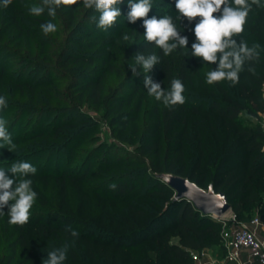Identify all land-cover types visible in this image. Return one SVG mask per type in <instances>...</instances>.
I'll list each match as a JSON object with an SVG mask.
<instances>
[{
	"label": "trees",
	"instance_id": "1",
	"mask_svg": "<svg viewBox=\"0 0 264 264\" xmlns=\"http://www.w3.org/2000/svg\"><path fill=\"white\" fill-rule=\"evenodd\" d=\"M30 1L12 0L5 8L0 0V51L8 50V55H15L20 63L29 61L37 68V74H42L35 80L20 77L14 83L19 97L8 99L4 109L10 112L7 128L13 143L19 141L18 127L29 114L32 116L26 121H31L32 128L26 138H46L49 134L53 139L40 149L41 153H59L63 147L93 141V137L85 140L96 127L91 117L86 119L79 113L78 119L62 120L77 101L88 102L101 111L118 128L117 137L123 138L128 124L136 117L125 105L134 97L137 113L143 101L141 95H136L147 90L142 70L138 67L141 74L134 76L129 67L135 63L134 55L138 52H155L161 57V63L149 75L162 88L169 89L174 78L182 79L185 103L171 109L156 103L147 135L143 134L144 142L115 162L107 146L99 144L81 156L84 157L73 172L30 175L39 205L30 210L27 224L14 225L17 236L6 264H42L48 251L73 239L65 231L69 227L79 232V238L70 247L65 264H194L193 251L222 243L221 218L202 212L188 199L176 198L174 188L159 178L163 173L187 177L205 189L212 184L216 191L226 194L236 220L246 219L256 210L264 219V126L260 115L264 109V0H260V7L253 5L244 32L234 37L238 42L244 40L249 47L259 45L260 57L251 64L254 72L245 66L235 86L229 81L208 85L206 74L218 64L209 65L191 55V45L196 39L192 29L199 17L191 23L183 18L180 24L175 9L164 11L180 28V35L187 36L188 48H177L164 56L161 49L141 37L140 30L137 40L126 47L124 63L115 62L118 59L115 50L104 59L105 67L98 72L85 70L77 74L75 68L83 64L91 66L96 60L75 46L86 43L76 38L83 29L87 34L100 29L90 19L98 12L85 8L79 0L75 5H62L55 17H50L47 11L34 16L25 5H38L41 0ZM166 1L175 7V1ZM122 10L117 18L121 22L125 20ZM49 21L57 26L53 42L44 40L40 28L41 23ZM35 52L41 59L33 55ZM8 65L2 62L1 75L10 74ZM64 69L71 81L66 92L78 90L77 96L65 92L53 104L52 94L42 102L48 104L52 100L48 105L39 104V91L44 88L50 95L48 84L53 83V73L61 74ZM112 73L119 79L116 84L107 85V76ZM86 89L89 91L82 101ZM47 114L55 116L49 132L44 128L49 127L44 120ZM103 151L105 158L101 159L99 153ZM106 158L107 171L122 167L123 174L91 170L94 159L102 163ZM81 163L83 170L78 168ZM134 166L141 167L142 172L132 170ZM112 183L117 185L116 189L109 187ZM3 211L7 213L8 208ZM5 218L9 220L7 214Z\"/></svg>",
	"mask_w": 264,
	"mask_h": 264
},
{
	"label": "clouds",
	"instance_id": "2",
	"mask_svg": "<svg viewBox=\"0 0 264 264\" xmlns=\"http://www.w3.org/2000/svg\"><path fill=\"white\" fill-rule=\"evenodd\" d=\"M79 0H41L38 5L29 8L30 14L40 16L47 11L50 17H55L57 9L63 6L75 5ZM12 0H2V6L8 7ZM124 0H82L85 8L93 9L99 13L90 17L96 22L97 27L107 30L112 27L117 18L122 15L120 5ZM129 11L126 19L129 23L135 24L142 20V27L145 29L143 37L148 43L162 50L164 56L173 53L177 48H188L187 36L180 35V28L174 23L169 15L151 16L149 12L153 8V0H127ZM253 5L260 7V0H175V9L179 15L176 17L180 24L183 18L191 23L197 17L199 21L192 29L195 35V42L191 45V55L201 58L207 64H218L206 74V83L212 85L215 82L229 81L232 86L239 82V73L245 69L254 72L252 62L258 60L259 45L249 47L244 40L238 37L244 32L247 17ZM219 13V15H214ZM40 28L45 35L57 31V26L51 21L41 23ZM124 40H129L124 35ZM134 64H129L133 75H140L137 72L139 67L143 73V86L150 96L161 102L166 108H174L185 103V85L180 78L171 80L169 89L162 88L161 84L154 82L149 75L153 67L161 63V57L155 52L148 54L138 52L134 55ZM8 101L0 96V110L7 108ZM7 120L0 117V149L11 151L16 145L13 143L11 133L7 128ZM37 172L36 167L24 161H17L7 170L0 168V215L5 214V207L8 208V222L12 225L23 226L28 223L36 199L35 192L31 185L32 180L28 178ZM10 173V175H9ZM116 189L117 185H109ZM73 239L55 247L47 252V257L42 264H65L68 252L73 246L75 239L79 238V232L65 229Z\"/></svg>",
	"mask_w": 264,
	"mask_h": 264
},
{
	"label": "rangeland",
	"instance_id": "3",
	"mask_svg": "<svg viewBox=\"0 0 264 264\" xmlns=\"http://www.w3.org/2000/svg\"><path fill=\"white\" fill-rule=\"evenodd\" d=\"M38 0H31L30 2H36ZM175 1V0H171ZM153 8L149 12V18L153 15L159 17L164 16L165 10L168 9H175L174 5L169 4L166 0H153ZM27 8L26 10L29 11L30 5H25ZM120 9L122 12H124L125 20L122 22L117 19L116 23L108 28L107 30L104 29H98L93 31L92 33L87 34L86 30L83 29L81 33H78L76 35V38H81L84 42H86L82 47L75 46L76 50L84 53H88L92 55L96 60L91 66H86L83 64L81 68H75V73H81L85 70H92L95 72H98L102 68L105 67L104 59L107 58L108 55H111L112 53H116L115 55H118V59H115L117 64L124 63L122 60V57L124 55V52L126 51V47L128 44L133 43L137 40V33L141 30V37H143L145 29L142 27V20H137L135 24L129 23L126 19L127 13L129 11L127 0L124 1L123 4L120 5ZM175 13H178V11L175 9L173 10ZM98 15H96L98 19ZM125 25V26H123ZM120 32L117 31L115 33L116 29L120 30ZM39 31V30H38ZM42 33V30H41ZM44 34V33H43ZM87 34V35H85ZM124 35H128L130 37L129 40H124ZM53 37H56L54 33H50L48 35L43 36L45 41L53 42ZM57 50H53L55 52ZM9 51L2 49L0 51V68L2 62H8L9 65L7 67V70H9L10 74L7 76H4L3 74H0V96H4L7 98V100H17L19 97V94L14 89V83H16L19 78L21 79H27L35 80V78H39L42 74L41 72L39 74L37 71V68L33 65H30L29 61L20 63V60L16 58L15 55H8ZM33 55L36 56V58L41 59V56H38L37 53H33ZM98 58V59H97ZM66 72L68 73L67 69H64L63 72L60 73H53V83L52 85L48 84L49 87V93H45L46 89H41L38 93L40 98L39 104H44L42 102H45V100H48L52 94H53V104H55V98L62 97V94L67 91V85L70 81V78L66 77ZM90 72V71H89ZM69 74V73H68ZM9 78L11 79L9 81ZM43 78L47 79L46 75H43ZM42 78V79H43ZM107 85H114L117 83V80L119 79L118 75L116 73L109 74L107 76ZM11 83V86H10ZM45 83V82H42ZM89 89H86L83 95V100H86V94L88 93ZM142 93H138L136 96L142 97V105L140 109L135 113V99L134 97L131 98V101L128 105H125V109L130 110L131 114H136L135 119H133L127 126L125 130V134L123 138H118V128L113 127L109 123V119L105 118L101 111H97L92 107L88 102L80 103L79 101L75 102L71 108L69 115H66L62 118L64 121L66 118L74 117L76 119L79 118V113L87 117H91L95 121V129L91 131L86 137L85 140L89 137H93V141H85V142H79L76 145H72L71 147H63L61 148V151L59 153H54L51 151L50 153H41L40 150L43 148V146H48L50 143L53 142V139L51 138V135L48 134L46 138L43 136L36 137V138H26L27 132L32 128L31 121L27 122V118L32 116L28 115L27 118L24 119V121L21 123V125L18 127V130H20L19 134V141L14 143L16 145L15 149H12L11 151L7 149H0V168H3L5 170L9 169L11 165L17 161H24L32 164L34 167H36L37 172L44 173V174H53L54 171H69L73 172L76 164H78L79 161L84 157H81L84 153L88 152L91 148H94L96 145L99 144H105L107 146V150H109L110 155H112L113 160L112 162L117 161L118 159L124 157L127 152H133L136 150L137 146H140L144 142L143 134L147 135V128L150 121L153 119V107L156 103L159 101H156L153 96H150L147 92V90L141 91ZM69 95L73 94L77 96L79 91L69 90ZM26 100L30 99V96L24 97ZM32 101H35L36 98H32ZM52 100L47 101L49 104ZM36 103V102H34ZM44 104V105H48ZM41 106V105H39ZM103 111V109H102ZM1 117L6 119L8 123H10L9 114L10 112L0 110ZM34 115V113H33ZM44 120L49 124V127L44 126L46 130H49L53 127L55 124V116L54 115H45ZM262 120V118H261ZM27 122V123H26ZM7 123V124H8ZM26 134V135H25ZM44 143V144H43ZM48 143V144H47ZM35 145V146H34ZM109 145V147H108ZM24 154H29L25 157ZM44 154V155H43ZM108 155V153H107ZM106 156V155H105ZM23 157V158H22ZM99 158H105L104 157V151L99 153ZM106 161L107 158L102 162L99 163V159H94L91 165V170L97 168L100 171V174H123L124 169L122 167H116L113 170H106ZM78 167V165H77ZM99 167V168H98ZM80 170H83L82 163L78 167ZM141 168V167H140ZM132 167V170L135 169V172H142V168ZM10 175V173H9ZM97 180V179H96ZM96 180H93L92 182ZM106 185L104 186V190H106ZM39 202L36 199L33 207L31 210H36L38 207ZM6 213L3 214L0 217V264H6V260L8 258L9 252H10V246L14 239L17 236V230L14 228V225L10 224L6 218ZM254 216H260V213L256 210L253 212L252 215L247 217L246 219L240 220V222H249L252 217ZM221 236L223 237V241L219 245H212L209 248H205L202 250H206V255L203 256V259L208 262L215 261L214 264H228L229 262L226 259V243L230 240L229 235L231 234L232 230L237 226L239 220H236L232 210L228 211L225 215L221 216ZM263 219V218H262ZM264 220V219H263ZM229 239V240H227ZM225 245V247L223 246ZM47 246V245H45ZM48 247V246H47ZM200 250V251H202ZM199 251V250H197ZM193 251V252H197ZM192 252V253H193ZM194 260V259H193ZM194 264L196 262L194 261ZM235 264V263H231Z\"/></svg>",
	"mask_w": 264,
	"mask_h": 264
},
{
	"label": "built area",
	"instance_id": "4",
	"mask_svg": "<svg viewBox=\"0 0 264 264\" xmlns=\"http://www.w3.org/2000/svg\"><path fill=\"white\" fill-rule=\"evenodd\" d=\"M264 228V220L254 216L247 222H238L226 243V259L235 264H264V236L259 229ZM206 250L192 253L196 264H214L203 259Z\"/></svg>",
	"mask_w": 264,
	"mask_h": 264
},
{
	"label": "water",
	"instance_id": "5",
	"mask_svg": "<svg viewBox=\"0 0 264 264\" xmlns=\"http://www.w3.org/2000/svg\"><path fill=\"white\" fill-rule=\"evenodd\" d=\"M158 176L174 188L176 198L188 199L196 208L206 214L221 217L231 210L226 194L216 191L212 184L205 189L189 178L173 173H163Z\"/></svg>",
	"mask_w": 264,
	"mask_h": 264
},
{
	"label": "crops",
	"instance_id": "6",
	"mask_svg": "<svg viewBox=\"0 0 264 264\" xmlns=\"http://www.w3.org/2000/svg\"><path fill=\"white\" fill-rule=\"evenodd\" d=\"M260 115H261V118H262V124H263V126H264V109H263V111L260 113ZM259 233H260V235L261 236H264V228L262 229H259ZM228 264H231V263H228Z\"/></svg>",
	"mask_w": 264,
	"mask_h": 264
}]
</instances>
